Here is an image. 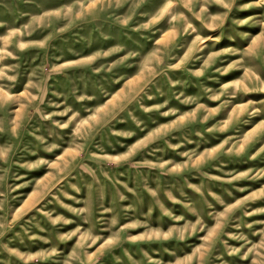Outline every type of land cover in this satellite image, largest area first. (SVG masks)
<instances>
[{
  "label": "rangeland",
  "instance_id": "1",
  "mask_svg": "<svg viewBox=\"0 0 264 264\" xmlns=\"http://www.w3.org/2000/svg\"><path fill=\"white\" fill-rule=\"evenodd\" d=\"M0 264H264V0H0Z\"/></svg>",
  "mask_w": 264,
  "mask_h": 264
}]
</instances>
